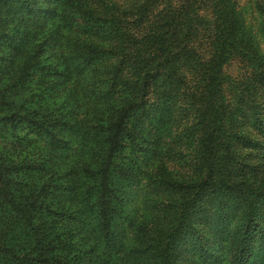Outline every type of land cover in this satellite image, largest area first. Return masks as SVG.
<instances>
[{
  "label": "trees",
  "instance_id": "1",
  "mask_svg": "<svg viewBox=\"0 0 264 264\" xmlns=\"http://www.w3.org/2000/svg\"><path fill=\"white\" fill-rule=\"evenodd\" d=\"M0 264H264V0H0Z\"/></svg>",
  "mask_w": 264,
  "mask_h": 264
},
{
  "label": "rangeland",
  "instance_id": "2",
  "mask_svg": "<svg viewBox=\"0 0 264 264\" xmlns=\"http://www.w3.org/2000/svg\"><path fill=\"white\" fill-rule=\"evenodd\" d=\"M241 4H245L248 2V0H239ZM53 22V20L51 21ZM54 31H55V34H54V40H53V49H58L59 46H61V43H64V41H62L63 39H66L68 37V32H62L60 35H58V26H57V23L56 25L54 26ZM52 58L57 61L56 59V54L52 56ZM234 67V66H233ZM230 68L229 69V72L232 73V74H235L236 73V70L234 68ZM65 96H68V93L65 95ZM64 96V97H65Z\"/></svg>",
  "mask_w": 264,
  "mask_h": 264
}]
</instances>
